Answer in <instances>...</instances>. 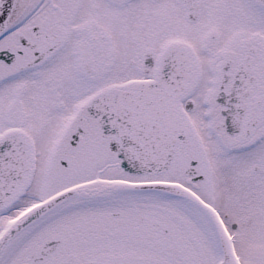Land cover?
<instances>
[{
    "label": "snow or ice",
    "instance_id": "snow-or-ice-1",
    "mask_svg": "<svg viewBox=\"0 0 264 264\" xmlns=\"http://www.w3.org/2000/svg\"><path fill=\"white\" fill-rule=\"evenodd\" d=\"M0 264H264V0H0Z\"/></svg>",
    "mask_w": 264,
    "mask_h": 264
}]
</instances>
